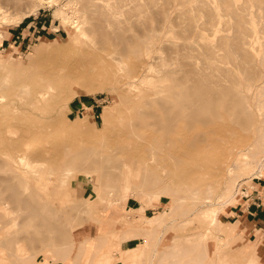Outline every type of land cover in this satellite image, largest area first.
<instances>
[{"label":"rangeland","instance_id":"obj_1","mask_svg":"<svg viewBox=\"0 0 264 264\" xmlns=\"http://www.w3.org/2000/svg\"><path fill=\"white\" fill-rule=\"evenodd\" d=\"M83 1L40 0L16 5L12 0H0V94L6 97L4 107L0 106V264H40L43 259L48 260L47 264H121L123 250L134 245L140 248L144 245L139 264H182L197 254L201 257H194L196 264H250L251 255L256 258L254 264H260L253 247L241 242L242 235L237 224L230 223L236 216L230 215L229 209L250 208L264 200V163L259 170L258 166L253 165L246 172L233 174V198L225 201V198L216 199V195L228 179V175L222 171L224 161L234 158L231 152L252 142L257 125L264 124L260 122L264 117L255 116V122L244 128L229 115L217 123H210L209 127L221 132L225 139L208 152L206 149L192 150L187 157L176 162L166 153L151 155V142L148 141L151 128L147 124L133 126L139 113L147 112L150 107L140 101L136 89H130L126 75L138 58L143 57L140 53L144 47L124 39L103 50L97 48V44L89 49L85 43L98 37L92 28L97 18L89 14L85 15L89 37L84 41L81 38L76 40L73 19L81 22ZM94 1L106 3L105 0ZM145 1L119 0L117 5L116 0H107L108 6L115 10L111 20L114 30H121L119 32L126 38L145 37L148 34L155 42L154 54L164 58L170 66L186 62L200 70L207 65L208 71L209 64L210 67H220L215 68L220 83L234 91L245 92L252 104L264 98V92L260 96L257 93V88L264 85V7L261 8L264 0H232L235 7L231 0H149V4ZM243 1L250 5L247 6L249 10ZM165 2L170 6H166ZM242 2L243 10L240 6ZM134 3L141 10L139 13L147 17L145 22H140L144 21L141 19L143 15L139 16ZM150 4L160 13V21L155 9L152 8L150 13ZM210 5L215 15L213 9H209ZM57 8L61 9V13H54ZM225 8L230 11L233 8L234 15ZM114 10L111 9V12ZM184 14L186 19L183 18ZM165 15L166 26H163ZM206 15L212 21L216 20L213 31L212 28L207 29L209 18L207 25L202 21H206ZM235 15L236 18L238 15L240 17L234 20ZM243 17L249 19V23ZM195 18H198L197 21ZM238 21L246 24L244 27L249 26L251 31L255 28L254 40L251 38L253 44L245 49H249V61L241 60L239 54L236 58V50L229 53L227 47L228 52L220 48L221 45L217 48L219 36L229 34L232 37V29L234 33L237 31ZM168 22L171 23L170 29ZM190 22L192 30H188ZM114 23L119 24V30L115 29L117 25ZM198 23L199 26L205 25V29L198 27ZM228 25L230 28H227ZM205 45L206 50L203 48ZM87 49L94 57L93 61L79 69L68 68L65 71L67 85L60 97L55 96L53 101L43 103V112L27 105L30 94L22 89L23 83L30 78L48 75L57 70L61 62L67 67L66 57L80 56ZM209 49L215 52L210 55L211 58H205L203 50L207 54ZM249 52L255 58L250 57ZM227 55L233 56H230L232 63ZM205 59H208L206 63ZM236 64L247 70H239ZM227 66L229 69L231 67L233 73L228 71ZM253 71L256 72L254 77ZM245 82L253 85L248 90L249 94L244 88ZM252 111L258 114L253 106ZM45 124L49 125V131L44 136L46 146L37 147L40 150L38 154L43 156L36 157L41 158L38 171H24L16 160L6 156L5 153L13 152L8 140L16 136L17 130L19 134H25L26 128ZM199 125L198 128H202ZM191 130L193 132L195 127ZM152 148H155L154 143ZM46 151L50 155L44 157ZM89 159L100 161L93 164ZM70 162H73L72 166H69ZM66 168L70 174L65 176ZM39 175L41 179L37 177ZM183 176L186 179L178 185L177 181ZM64 177L67 184L65 193L57 186ZM38 181L44 183V188ZM259 182L262 186L257 188ZM208 184L215 189L210 203L202 200L205 192L191 195L190 187L204 189ZM155 193L159 198L148 202V196ZM65 194H69L71 199L66 198ZM13 197L33 198L35 201L33 204L18 202L13 201ZM224 201L226 203L218 212V219L222 223L210 224L201 211L210 208L211 203L218 207ZM87 203L93 206L87 211L89 215L85 212ZM34 204L36 208L32 209L30 206ZM166 209L167 212L159 219H148ZM244 212L247 214V210L240 211L242 215ZM134 221H137L140 231L131 232L130 235L136 234L132 238L125 233L119 236L107 233L110 230L128 229L130 222ZM146 230L148 233L144 235ZM214 233L216 238L213 237ZM197 234H204L205 237L202 239ZM183 235H191L192 241L187 240L188 236L183 239ZM227 238L229 245L225 242ZM237 240L240 242L236 243ZM104 259L107 261L100 263Z\"/></svg>","mask_w":264,"mask_h":264},{"label":"bare ground","instance_id":"obj_2","mask_svg":"<svg viewBox=\"0 0 264 264\" xmlns=\"http://www.w3.org/2000/svg\"><path fill=\"white\" fill-rule=\"evenodd\" d=\"M3 1H7V0H3ZM12 1L16 5H25V4H29V2H31V1L39 2L40 0H12ZM105 1H106V3H102V2L100 3V2L94 1V0H84L81 11L77 10L75 8L77 11L82 12V17H81L82 20L80 23H78L77 20L73 19L74 27H75L76 32H77L76 40L81 38L84 41L85 38L89 37V34L87 32V28L85 26V23L87 21L85 15L89 14V16L95 15V18H97V21L92 23V28H93V32L96 33V35L98 36V37H96V39H94V38L91 39L88 43L84 42L85 44H88L87 46L89 47V49L94 48L95 44H97L98 46H96V47L103 50V49L111 46L113 43H115L117 41H123L124 39L128 40L129 42H132L133 45H136V44L143 45L144 49L140 53L141 55H143V57L140 56L138 58V60L127 70L126 75H127V78L129 79L127 81V84L130 87V89L134 90V91L136 89L138 91V93H136V95L139 97L140 101L143 104H145L147 107H150V109L147 112L139 113V118L137 119V121L135 123H133V126L135 128L138 125H142V124L146 125L147 124L148 127L151 128L150 136L148 137V141L151 142V145H149L151 155L160 156L161 154L166 153V154H168V156L171 157V159L174 162H176V161H181L182 159L187 157L189 155V152L192 150H196V149H203L204 150V149H206V151L208 152L211 149H214L217 146V144H219L222 140L225 139L221 135V132L218 133L217 131H215V129L212 128V126L209 127L210 123H212V122L217 123L218 121L224 119L226 115H229V116H233L235 119H237L238 124L242 128H244V127L248 126L249 124H252L253 121L255 122V116L262 115L264 117V110H262L264 108V98L262 100L257 99L252 104L249 101L248 96L245 95L246 94L245 92H244L245 94L242 93V91L237 92V91H234L230 86L223 85L222 83H220L219 79H217L218 73L215 72L216 66L210 67V64H209L208 71H207V65H205L206 66L205 69L202 68L203 70L202 69L200 70L199 68L190 66L189 62H188L189 64H187L185 62V63H178L177 66H170V64L169 63L167 64V62L165 61L164 58H161L159 55L154 54L155 48H156L154 46L155 42L153 41L154 39L152 37H148V34L145 37H140V36L128 37V38L123 37V35L119 32V31H121L118 28V27H120V26H118L119 24L117 25L116 23H114L115 25H117V28H115V29H118L119 31H115L114 27L111 26L112 25V22H111L112 13L115 14V10L113 7L111 8L110 5L108 6L109 2H107V0H105ZM116 1H117V5H119V3H118L119 0H116ZM146 1L148 3L149 0H146ZM146 1H145V3H146ZM150 1H152V0H150ZM166 1H168V0H166ZM231 1H229V3ZM138 2H142V1H138ZM155 2L153 4H155ZM243 2H246V1H243ZM243 2L240 5L241 9H242ZM158 3H156L157 6H158ZM171 3L172 2H170V4ZM231 3L233 4L234 2L232 1ZM153 4L152 5L150 4L151 5L150 6V9H151L150 13L152 12V8L155 9V7H152ZM245 4H247V2L244 3L243 5H245ZM134 5H135V3H134ZM137 5H138V3H137ZM165 5L170 6L167 4V2H165ZM238 5H239V3H238ZM257 5H258V2H257ZM205 6L207 7V5H205ZM247 6H250V5L247 4L246 7L245 6H243V7H245L247 10H249L247 8ZM117 7L118 6H116V8ZM121 7H122V5H121ZM135 7H136V5L134 6V8ZM140 7L142 8V6H140ZM206 7H205V10L207 9ZM233 7H235L234 4H233ZM255 7H257V6H255ZM263 7L264 6L262 5L261 8H263ZM0 8H1V6H0ZM137 8L138 7H136V10L138 11V13L141 12V10L139 11ZM197 8H200V7L198 6ZM111 9L114 10V12H111ZM167 9H168V11L170 10L169 7H167ZM209 9H213L211 5H210ZM225 9L228 11L229 14L233 13L232 15H234L235 12H232L233 8L231 11L228 10L227 8H225ZM133 10H135V9H133ZM198 10H200V9H198ZM247 10H244V11H247ZM77 11H76V13H77ZM168 11H167V13H168ZM213 11H214V9L212 10V13H214ZM142 12H145V11L143 10ZM238 12H240V11H238ZM253 12L255 14V11H253ZM54 13H61V9L57 8L54 11ZM145 13H147V12H145ZM183 13H185V11ZM246 13H248V12H246ZM246 13H242L243 15H241L240 13L239 14L241 16H244V15H246ZM139 14H140L139 16L143 15L142 13H139ZM209 14H210V12H209ZM215 14L216 13H214L213 15H215ZM240 15H238V16L240 17ZM157 16H159L158 20L160 21L161 18H160V13L158 14V11H157ZM170 16H171V14H170ZM206 16L204 18V19H206V21H204V20H202V21H203V23L204 22L206 23L205 25H207L209 23L207 29L212 28V30L211 29L210 30L213 31V27H214V25H216L215 24L216 20L212 21L211 20L212 18L211 19L209 18L210 16H208V15H206ZM62 17L65 20L67 19V17L64 14ZM114 17H116V16H114ZM166 17H167V15L164 16V20L162 21L163 26L166 24ZM213 17H215V16H213ZM239 17H237V18H239ZM183 18L186 19L185 14H184ZM208 18L210 19V21L207 23ZM233 18H234V20H237L236 15H235V17L233 16ZM233 18H232V20H233ZM243 18L245 19L246 17H243ZM141 19H144V21H140L142 23L146 21L147 17H145V14L143 15V18H141ZM197 19H196V21H197ZM138 20H140V19H138ZM188 20L191 21V19H188ZM188 20H186L185 22H188ZM234 20H233V25L235 22ZM246 20H247V18H246ZM246 20H244V22ZM248 20H247V23H249ZM169 23L170 22H168L167 25L169 26V29H170L171 26L169 25ZM228 24H229V22H228ZM257 24H259V23L257 22ZM107 25H109L111 28H113V30L111 28H110L111 30H109V28H106V27H108ZM190 25H191V22L189 24L188 30L191 29ZM205 25H204V27L202 26V24L200 26H202L205 29ZM229 25L227 26V28L228 27L230 28ZM233 25H231V26H233ZM245 25H244V23H242V21H238L237 25H236L238 29H236V26H234L237 31L234 33V29H232V31H233L232 35L234 34L232 37L231 36L229 37V34H228V36H227V34H225V35L223 34V35L219 36L220 40L219 41H217L218 39L216 40L217 42H220V44L217 45V48L220 45H221L220 48L223 47L224 49L223 48L222 49L224 51H225V49L227 51L228 50L227 48H229V50H228L229 53L230 52L232 53L231 50H236L238 52V53H236V58L238 57L237 54H239V56L241 57V60L243 59L245 61H247V60L249 61L250 59H248L249 55L247 53L249 51V49H248V51H246L245 49H246V46H251L253 44V41H252L253 38L252 37H253V35L255 36V34H253L255 32V28H254V30L251 31L250 30L251 28L249 26L244 27ZM185 26H183V27L185 28ZM200 26L198 23V27H200ZM262 26L264 29L263 23H262ZM202 27H200V28H202ZM192 28H193V26H192ZM194 28H195V26H194ZM221 28L223 29L224 27H221ZM227 28H224V29L227 30ZM231 28H233V27H231ZM207 29H206V31H207ZM209 29H208V31H209ZM157 30H154V33H156ZM185 30H187V28ZM257 30H259V32H260V29H258V27H257ZM214 31H216V30H214ZM182 32H184V30H182ZM158 33H159V30H158ZM191 33H189V34H191ZM186 34H188V33H186ZM211 34H212V32H211ZM216 37H218V36L216 35ZM187 38H189L188 35H187ZM182 43H183V41H182ZM189 44H192V43H189ZM212 44H214V43H212ZM262 44L264 45V43H262ZM139 45H137L136 47H138ZM214 45H216V44H214ZM126 46H129V45L126 44ZM203 46H204V44H203ZM190 47H191V45H190ZM225 47H227V48H225ZM203 48H204V50H206V45ZM263 48H264V46L262 47V49ZM185 49L186 48H184V50ZM187 50H186V52H187ZM204 50H203V52L205 53V58L206 57L211 58V56L213 55L212 53L215 52V51L211 52V49H209V50H207L208 52L206 54V51H204ZM180 51L185 53V51H183V50H180ZM236 51H234V52H236ZM263 51H264V49H263ZM203 52H202V54H204ZM249 53H250V57L255 58V56H253V54H251V52H249ZM262 53L264 56V52H262ZM218 55H221V52H218ZM227 56H229V55H227ZM230 56H229V58L227 57L229 59V61H230ZM263 56L261 55V57H263ZM214 57H215V55H214ZM231 57H233V56H231ZM93 58L94 57L92 56V54H90V52L87 49V50L83 51V53L80 56L72 57V58L66 57V59H64V60L66 61L67 67H65L63 62H61L59 64V67L57 68V70L50 72L48 75L38 77V78L34 77V78L28 79V81L23 83L22 84L23 86H21L22 89L25 90V92H28L30 94L29 100L27 101V105L32 109H35L39 112H43V109H44L42 107L43 103L45 104L46 102L53 101L55 96L60 97L62 95V92L66 88L67 84H66V81L64 79L65 78V74H64L65 71L68 68L79 69L84 64L92 62ZM238 59H236V60L238 61ZM262 59H260V60L262 61ZM207 60L205 59L204 62L206 63ZM231 60H233V59H231ZM253 60L255 62V59H253ZM251 61H252V59H251ZM210 62H212V61L210 60ZM230 63H232V62L230 61ZM246 63H249V62H246ZM254 64H256V63H254ZM235 66H236V68H238L241 71L247 70L246 67H243L240 64H236ZM225 67H224V69H225ZM261 67H263V65ZM219 68H216V70ZM227 69H228V71H230L231 67L229 69L227 66ZM204 70H206V71H204ZM59 71H61V72H59ZM218 72H220V71H218ZM230 72H232V71H230ZM232 73H231V75H232ZM255 73L256 72L253 71L252 77H254L256 75ZM221 74H220L221 77L222 76L224 77L223 71ZM61 75H63V76H61ZM225 77H227V75H225ZM243 79H244V77H243ZM227 80H228V78H227ZM225 81L226 80L224 79L223 82L225 83ZM252 86L253 85H251L250 82L249 83L245 82L244 88L247 89L246 92H248V90H250L252 88ZM19 89H21V88L19 87ZM257 90H258L257 91L258 96L262 95L264 92V85L260 86V89L257 88ZM249 93L250 92H248V94ZM251 96L253 97L252 92H251ZM258 96H255V97L257 98ZM5 99H6L5 94H0V106L4 105ZM252 106L256 108L258 114L256 112L254 113L252 111ZM2 107H4V106H2ZM254 114H256V115H254ZM260 122H264V118H262V120ZM199 124L202 125L203 129L198 128V126L200 127ZM48 126L49 125L45 124V125H36V127H32V128H26L27 131L25 132V134H22V133L19 134L18 133L19 130H17L15 132L16 136L15 137L11 136L12 139L8 140L9 143H11V149H13L12 150L13 152L12 153H10V152L5 153L6 156L11 158V159L16 160V162H18L22 166L21 168L24 169V171H27V172L28 171H30V172L35 171V172H37L38 171L37 168L40 165V163L38 161L41 158H36V157H43V156L38 154V151H40V150H37V147H40V145L46 146V140H45L44 136L49 131ZM194 127H195V130L192 132L191 129H193ZM9 128H11V127H9ZM9 132H11V131L9 130ZM153 132H154V134H153ZM251 140H252V142L249 143L248 145H246L244 148H239L235 152H231L230 155H231V157L234 156L233 159H230V161H224L225 167L223 168L222 171H225V173L228 175L227 176L228 179H226L224 181V183L222 184L220 192L216 195V199L225 198V201H227V200L233 198V194H231V191L233 189V182L235 180V177L233 175L234 173H236L238 175L240 173L246 172L248 169L253 168V165L258 166V170H259L261 168V166L263 165V163H264V124L257 125L255 133L253 135V139H251ZM153 143L155 145V148H152ZM166 149L169 152H167ZM32 150H34V151H32ZM49 155L50 154L46 151L44 157H47ZM89 160L93 164L98 163L100 161L99 159H97V160L96 159H89ZM70 163L71 164H69V166H72L73 162H70ZM36 165H37V167H36ZM219 168H221V167H219ZM65 170H66L64 172L65 176L69 175L70 174L69 169L66 168ZM37 177L40 179L42 178V176H40V175ZM37 177H34V178H37ZM185 179H186L185 177L182 179H179L177 181L178 185L183 183ZM143 180H144V178H143ZM38 182H39V185L42 188H44L43 187L44 183L40 182V181H38ZM60 182L61 183H58L57 186L61 190L64 189V193H65V190L67 189V184L65 183L66 182L65 177L62 178V180H60ZM190 188H191L190 193L192 196L197 195L199 192H205V196L202 198V200L204 202H208V203H210L211 198H212V194L215 190L214 187L210 186L209 184L204 189H200L199 187H190ZM65 195L67 197L66 196H64V197L71 199V197H68L69 194H65ZM158 198H159V195L157 193L151 194L148 196V202H151L152 200H154V199L156 200ZM73 199H74V197H73ZM13 201L26 202V203H32L33 204L35 199L31 198V200H30V199H24L21 197H13ZM225 201L222 202L220 204V206H218V207H214V204L211 203V204H209V205H211L210 208H207V209L201 211V214L204 217H207V219H209L210 224L222 223V221H220L218 219V212H219L220 207H222L226 203ZM146 206H147V204H146ZM30 207L32 209L36 208L35 204L31 205ZM92 207L93 206L91 204H88V203L85 204L86 210L85 209L84 210L86 213H88L87 215L90 214V212H87V211L89 209H91ZM143 207H145V204ZM168 209H169V207H168ZM168 209H166V210H164V212H160L159 214L154 215L152 217L149 216L148 219H150V218L151 219H157V218L159 219V217L161 215H163L165 212H167ZM85 217H87V216H85ZM151 221L152 220L149 221L150 224H152ZM134 222H130L131 226L128 229L110 230L107 233H109L113 236H119L120 234H124V233L127 235H130L131 232H135L138 230L140 231V227L137 224V221H134ZM148 230H150V228ZM148 230H146V232H144V235H146L148 233ZM133 235H136V234H133ZM133 235H130V237L132 238ZM197 235H200V237L202 239L205 237L204 234H197ZM184 236L187 237L188 235H183L182 236L183 239H184ZM216 236L217 235L214 233L213 237L216 238ZM139 237H141V235ZM143 237L145 238V236H143ZM177 238H178V236H177ZM185 239H187V238H185ZM190 239H191V235L188 236L187 240L192 241ZM118 242H121V240H118ZM143 250H144V245L142 248L138 247L137 245L125 248V250H123V252L121 253V261H122L121 264H139V261H140L139 259L142 256ZM251 256H252V260H251L250 264H254L256 258L254 255H251ZM194 257L200 258L201 255L197 254ZM194 257L187 258L186 260L183 261L182 264H196ZM249 261L250 260H248V262ZM100 262H101V260H100ZM173 264H176V262ZM177 264H179V263H177Z\"/></svg>","mask_w":264,"mask_h":264},{"label":"crops","instance_id":"obj_3","mask_svg":"<svg viewBox=\"0 0 264 264\" xmlns=\"http://www.w3.org/2000/svg\"><path fill=\"white\" fill-rule=\"evenodd\" d=\"M261 183L257 185L261 187ZM264 190V186H263ZM264 199V198H263ZM247 210V214L244 212L242 215L240 211ZM230 215L233 214L236 216L231 224H237L241 231L242 241L243 243L253 247L255 254L258 257V261L260 264H264V200L260 204H256V206H252L250 208H239L235 207L229 209ZM247 215V216H246ZM99 235V234H98ZM229 238L225 241L229 245ZM240 242L239 240L236 243ZM107 260L104 259L100 263H104ZM48 263L47 259H43L40 261L41 263ZM256 263V261H255Z\"/></svg>","mask_w":264,"mask_h":264}]
</instances>
